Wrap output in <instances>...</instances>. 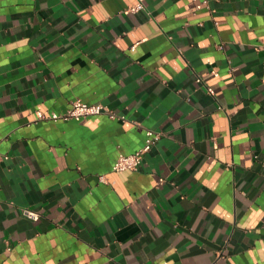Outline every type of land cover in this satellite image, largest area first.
Segmentation results:
<instances>
[{"label":"crops","instance_id":"1","mask_svg":"<svg viewBox=\"0 0 264 264\" xmlns=\"http://www.w3.org/2000/svg\"><path fill=\"white\" fill-rule=\"evenodd\" d=\"M135 4L0 0V264H264V0Z\"/></svg>","mask_w":264,"mask_h":264},{"label":"built area","instance_id":"2","mask_svg":"<svg viewBox=\"0 0 264 264\" xmlns=\"http://www.w3.org/2000/svg\"><path fill=\"white\" fill-rule=\"evenodd\" d=\"M144 0H136V4L130 9V11L137 12L143 8ZM200 81V80H198ZM210 94H213V90L211 88L208 89ZM36 121L42 120H52V121H80L84 118L89 117H99L106 116L109 119H122L125 118L123 116H118L115 112H113L108 107L103 104H87L81 100H76L72 103L71 107L63 114L51 112L50 114H45L42 111L37 112ZM161 134L155 132L154 130L148 129L145 132V142L141 148L129 155H120L116 162L113 165V170L117 172H125V171H136L139 169L143 162L144 156L151 151L153 146L160 140ZM8 156L1 152V144H0V161L7 159ZM24 215L33 220L37 221L39 219V214L35 211L26 209L24 210Z\"/></svg>","mask_w":264,"mask_h":264}]
</instances>
